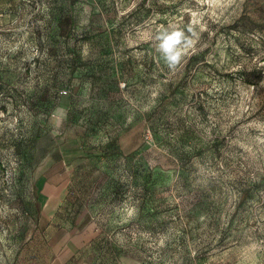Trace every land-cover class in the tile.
Returning a JSON list of instances; mask_svg holds the SVG:
<instances>
[{
    "label": "rangeland",
    "instance_id": "rangeland-1",
    "mask_svg": "<svg viewBox=\"0 0 264 264\" xmlns=\"http://www.w3.org/2000/svg\"><path fill=\"white\" fill-rule=\"evenodd\" d=\"M51 158L95 264H264V0H0V264Z\"/></svg>",
    "mask_w": 264,
    "mask_h": 264
},
{
    "label": "crops",
    "instance_id": "crops-1",
    "mask_svg": "<svg viewBox=\"0 0 264 264\" xmlns=\"http://www.w3.org/2000/svg\"><path fill=\"white\" fill-rule=\"evenodd\" d=\"M46 160L36 182V200L41 204L34 235L14 260L16 264H95L90 257L95 233L88 213L70 195L68 173L63 171L66 162ZM116 264L144 263L125 255Z\"/></svg>",
    "mask_w": 264,
    "mask_h": 264
},
{
    "label": "clouds",
    "instance_id": "clouds-1",
    "mask_svg": "<svg viewBox=\"0 0 264 264\" xmlns=\"http://www.w3.org/2000/svg\"><path fill=\"white\" fill-rule=\"evenodd\" d=\"M186 39L182 33H174L165 37L163 43L160 45L161 49L165 53L166 61L170 66H174L180 59V51L176 47L182 40Z\"/></svg>",
    "mask_w": 264,
    "mask_h": 264
},
{
    "label": "trees",
    "instance_id": "trees-1",
    "mask_svg": "<svg viewBox=\"0 0 264 264\" xmlns=\"http://www.w3.org/2000/svg\"><path fill=\"white\" fill-rule=\"evenodd\" d=\"M76 1H78V0H72L73 3H75ZM66 18H67V17H66Z\"/></svg>",
    "mask_w": 264,
    "mask_h": 264
}]
</instances>
